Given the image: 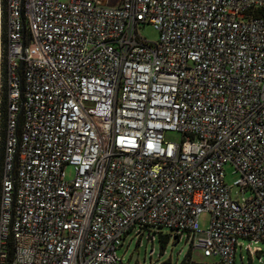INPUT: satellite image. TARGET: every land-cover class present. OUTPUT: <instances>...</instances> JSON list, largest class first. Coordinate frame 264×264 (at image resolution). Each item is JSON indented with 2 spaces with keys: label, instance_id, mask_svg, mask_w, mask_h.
<instances>
[{
  "label": "built area",
  "instance_id": "1",
  "mask_svg": "<svg viewBox=\"0 0 264 264\" xmlns=\"http://www.w3.org/2000/svg\"><path fill=\"white\" fill-rule=\"evenodd\" d=\"M0 101V264L262 252L264 0H0Z\"/></svg>",
  "mask_w": 264,
  "mask_h": 264
},
{
  "label": "rangeland",
  "instance_id": "2",
  "mask_svg": "<svg viewBox=\"0 0 264 264\" xmlns=\"http://www.w3.org/2000/svg\"><path fill=\"white\" fill-rule=\"evenodd\" d=\"M108 4H117L119 0H102ZM140 34L148 41H155L158 32L149 23L139 25ZM173 139H178L179 135L174 133L170 135ZM224 168V181L231 185L239 176L234 166L227 163ZM69 171V170H68ZM234 188L232 195L234 196ZM208 213L203 212L198 217L199 225L204 228L208 224ZM144 230L141 237H136L132 232L128 233L123 239L122 244L116 250L117 255L121 258L122 264H180L183 256L188 252L189 256L195 262L200 264H212L215 260L211 257H204L200 249H192L184 238L177 240L173 238L172 231L167 227L149 226ZM153 235L152 242L146 238V234ZM167 235V241L161 246L158 235ZM247 240H241V247L237 246L234 255V264H264V243L258 242L262 252L260 254L250 255L245 251L243 245ZM151 249L153 250L152 253ZM258 255L261 259L258 260Z\"/></svg>",
  "mask_w": 264,
  "mask_h": 264
},
{
  "label": "trees",
  "instance_id": "3",
  "mask_svg": "<svg viewBox=\"0 0 264 264\" xmlns=\"http://www.w3.org/2000/svg\"><path fill=\"white\" fill-rule=\"evenodd\" d=\"M1 110H2V103L0 101V112H1ZM1 124H2V117L0 116V126H1ZM158 237H159V241H160L161 246L167 241V238H168L167 235H162V234H159ZM180 264H200V263L192 260L191 257L189 256V253L187 252L183 256V259H182Z\"/></svg>",
  "mask_w": 264,
  "mask_h": 264
},
{
  "label": "water",
  "instance_id": "4",
  "mask_svg": "<svg viewBox=\"0 0 264 264\" xmlns=\"http://www.w3.org/2000/svg\"><path fill=\"white\" fill-rule=\"evenodd\" d=\"M98 2H100V3H104L102 0H97ZM174 238V237H173Z\"/></svg>",
  "mask_w": 264,
  "mask_h": 264
}]
</instances>
